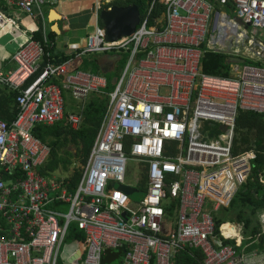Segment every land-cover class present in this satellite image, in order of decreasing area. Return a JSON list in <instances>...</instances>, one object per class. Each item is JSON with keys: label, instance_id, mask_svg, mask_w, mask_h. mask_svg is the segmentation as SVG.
I'll return each mask as SVG.
<instances>
[{"label": "built area", "instance_id": "obj_1", "mask_svg": "<svg viewBox=\"0 0 264 264\" xmlns=\"http://www.w3.org/2000/svg\"><path fill=\"white\" fill-rule=\"evenodd\" d=\"M15 2L33 18L46 0ZM161 3L159 16L154 0L136 32L118 42L97 25L84 51L63 63L43 67L51 42L31 37L13 57L17 69L0 73V85L19 93L14 121L0 120V264H58L74 230L85 236L83 264H103L110 250H125L121 264H176L186 249L200 250L203 264H251L260 255L244 245L245 223H222L219 214L252 176L257 152L234 155L233 146L240 112L264 114V67L235 63L234 75L222 78L204 74L202 64L209 52L262 61L264 0ZM5 26L0 14V31ZM88 54L124 55L125 66L107 93L90 157L76 165L79 181L46 177L51 147L35 129L62 122L79 129L83 116L66 115L65 94L83 111L108 87L106 77L82 69ZM129 160L141 168L135 186L126 183ZM259 223L255 244L264 238V212Z\"/></svg>", "mask_w": 264, "mask_h": 264}, {"label": "trees", "instance_id": "obj_2", "mask_svg": "<svg viewBox=\"0 0 264 264\" xmlns=\"http://www.w3.org/2000/svg\"><path fill=\"white\" fill-rule=\"evenodd\" d=\"M153 1L115 0L110 4H106V0H100L102 10L113 6L125 8L135 5L140 9L143 17ZM163 10L164 5L161 3V0H158L154 16H159ZM37 39L41 38L37 37ZM228 59L224 54L209 52L203 61L202 72L211 76L228 78L230 74ZM66 60V58L62 60L50 59V61L56 63H63ZM82 69L86 72L101 74L97 55H86ZM30 83L31 80L26 85ZM114 89L110 82L105 93L93 94L90 97L84 111V122L79 130H73L65 122L54 126H38L35 129L34 135L51 147V156L48 163L41 170L42 175L47 177L57 172H69L75 165H84L88 161L108 110L109 97L107 93H112ZM17 96V92H13L7 87L0 88V120H6L9 124L14 121L17 115L15 107ZM235 134L233 154L239 155L250 150H255L257 152V159L253 162L252 176L240 189L229 209L236 213V220L238 222L245 223L246 238L249 239L248 241H251V248L254 249L258 246L262 249L264 248L263 237H261L260 245L254 242L262 232L259 214L264 210V183L262 182L264 170V114L240 112L236 122ZM74 172L72 180L74 183H77L80 179V174L76 169ZM218 224H220L219 220ZM74 235L79 239L78 250L82 255L85 254L84 234L77 233L74 230L72 231L71 238H74ZM124 253L125 250L108 251L104 257L103 264L111 262V259L113 260L112 262H121ZM175 262L176 264H203L204 256L200 250L186 249L177 252Z\"/></svg>", "mask_w": 264, "mask_h": 264}, {"label": "crops", "instance_id": "obj_3", "mask_svg": "<svg viewBox=\"0 0 264 264\" xmlns=\"http://www.w3.org/2000/svg\"><path fill=\"white\" fill-rule=\"evenodd\" d=\"M114 1L115 0L108 2L106 0L105 3L110 4ZM101 11L102 9H101L100 0H46V3L41 8L42 14H40L39 11H37L36 16L32 18L20 12V10L16 5L15 0L12 3H8L3 0H0V14L5 18V25H6L5 28L0 31V73L5 74L8 72H13L17 69V65L13 61V57L18 51L19 47L24 45L27 42V40L31 37H34L35 39L39 37L41 39H37V40L42 41L44 39V36H47V38L51 42V46L48 48L47 51L48 56H46L43 62V67H45V65L47 64L48 61H50L51 58H55L57 60L58 59L62 60L65 58L68 59L78 53L83 52L87 46V39L89 35L94 32L97 25H100L101 27L104 28L102 22L100 21ZM144 17L142 15L141 21L143 20ZM10 20H12L13 23L15 22L16 25L19 26V29H17V27L15 28ZM247 30L252 32V29L250 27L247 28ZM105 55L106 56L101 58L97 56L98 62L101 67V74H96V75L106 77L109 83L111 82L112 84L113 78L116 77L118 81L121 71L125 66L126 56H124V59H122L121 56H118L116 54H105ZM109 57H115L116 59L111 61ZM227 57L229 58L228 63L230 65V72H229L230 74L228 78H230L231 76L234 75L232 66L235 63H239V62L236 61L233 62L231 57L229 56ZM85 58L86 56L83 57V63ZM249 62H250L249 60H245V63L248 64ZM110 63L112 65L110 66L109 74L118 71L119 76H115L111 78L108 77L109 74H105L102 71V66L106 64L109 65ZM249 64L259 67H264V58H262L261 62L258 63L250 62ZM5 87L6 86L0 85V88H5ZM113 87L115 88V86ZM17 94L19 95L18 92ZM86 105L87 104L84 105L83 111H81L80 106H78L74 111H69V105H68L66 115H68L69 113L81 114L83 116V122H84V111ZM15 107L17 109V102L15 103ZM108 108H109V103H108ZM2 121L7 122L6 120H2ZM82 125L83 123L81 124V126ZM81 126L79 127V129L81 128ZM79 129H73V130H79ZM262 212H264V210ZM262 212H260L259 216L262 214ZM236 222L238 221L236 220ZM254 251L257 254L259 253L260 255L252 258L251 264H264V248L261 249L257 246L255 247V249L252 250V253H255ZM112 261L113 260L111 259V262L109 263H112Z\"/></svg>", "mask_w": 264, "mask_h": 264}, {"label": "water", "instance_id": "obj_4", "mask_svg": "<svg viewBox=\"0 0 264 264\" xmlns=\"http://www.w3.org/2000/svg\"><path fill=\"white\" fill-rule=\"evenodd\" d=\"M141 19H142V13L140 9L135 5L125 8L113 6L110 9L102 10L100 14V21L102 22L106 30V40L109 43H115L122 40L123 38L132 36L136 32L138 26L140 25ZM237 21L240 24H243V22L240 19ZM249 26L250 24H248L246 28H249ZM109 59L113 61L116 58L109 57ZM231 59L233 62L236 61L242 64L245 63L244 59H240V58H231ZM111 65H112L111 63L109 65L107 64L103 65L102 71L105 74H109ZM116 83H117V78L115 77L112 80V85L115 86ZM262 182L264 183V170L262 173ZM116 187L117 189H122L125 192L129 191L126 186L117 185ZM168 191H171V188H168ZM130 192L134 193V190H130ZM80 256L81 253L78 252L76 256H74L71 259L70 262L73 263L74 261L78 260Z\"/></svg>", "mask_w": 264, "mask_h": 264}, {"label": "rangeland", "instance_id": "obj_5", "mask_svg": "<svg viewBox=\"0 0 264 264\" xmlns=\"http://www.w3.org/2000/svg\"><path fill=\"white\" fill-rule=\"evenodd\" d=\"M99 58L104 57L106 55H97ZM108 56V55H107ZM122 59H124V55H121ZM115 76H119V72L115 71L113 73H110L108 75V77H115ZM66 99H67V103L69 105V111H74L79 105L73 101L72 96L70 94H65ZM78 165V164H77ZM76 165L71 168V170L69 172H57L55 173V175L57 177L60 178H65L68 179L72 174H73V170L75 171ZM140 172H141V168L138 162H136L135 160H129L127 163V173H126V183L128 185L131 186H135L137 184L138 181V177L140 176ZM130 197L132 200L134 201H140L142 199V194L138 193V194H132L130 192ZM220 217L223 223H228V222H236V213L231 210V209H223L220 212ZM251 241H245V246L250 245ZM77 249H79V243L74 242V240L72 238L68 239L66 244L64 245L63 249H62V254L61 257L58 261V264H83L86 255L83 254V256L71 263V257L73 256V254L77 251ZM255 249V248H254ZM253 250V248H249V253H251ZM120 261H114L112 263H107V264H120Z\"/></svg>", "mask_w": 264, "mask_h": 264}, {"label": "bare ground", "instance_id": "obj_6", "mask_svg": "<svg viewBox=\"0 0 264 264\" xmlns=\"http://www.w3.org/2000/svg\"><path fill=\"white\" fill-rule=\"evenodd\" d=\"M234 229H235V228H234L233 226H231V225H229V226L227 225V226L224 228V230H226V231L228 230L230 233H233V232H234Z\"/></svg>", "mask_w": 264, "mask_h": 264}]
</instances>
